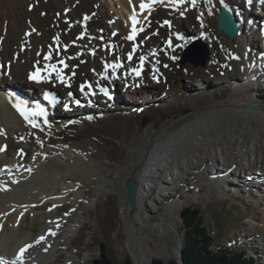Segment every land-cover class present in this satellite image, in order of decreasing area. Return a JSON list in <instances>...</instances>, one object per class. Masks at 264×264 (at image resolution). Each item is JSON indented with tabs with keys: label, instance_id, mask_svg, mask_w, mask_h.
Segmentation results:
<instances>
[{
	"label": "bare ground",
	"instance_id": "6f19581e",
	"mask_svg": "<svg viewBox=\"0 0 264 264\" xmlns=\"http://www.w3.org/2000/svg\"><path fill=\"white\" fill-rule=\"evenodd\" d=\"M140 1L117 0L118 16L123 19L120 22L106 12L110 3L104 0H0L3 15L0 16V35L4 38L0 43V70L4 65L3 75L6 64L12 63L11 74L0 78V84L22 90L31 87L40 89L41 93L51 88L65 97L66 102L70 101L65 106L58 102L56 115L37 117L35 126L26 121L22 123L7 108L2 112L1 121L7 130L0 129V148L8 144L9 149L0 153V181L4 184L0 186V255L3 259L10 258L8 264L49 262L53 254L59 252L54 239L61 235L62 227L70 228L65 237L69 239L80 224V220L72 222L71 219L79 218V206L89 189L95 193L87 201L99 208L102 217L108 221L115 210L109 231L116 236L115 242H120L122 251L129 252L138 264H151L153 256H160V250L143 253L140 246L144 238L133 237L134 224L152 222L157 224L156 231L173 237L167 225L173 219L155 216L156 209L146 199L157 181L161 178L168 181L171 171L172 176L178 169V180L186 185L187 170L198 171L200 176L195 175L192 181L199 192L209 193L217 186L222 193L227 189L254 198L264 195V186L252 175V179H239L231 172L223 182L222 177L221 181L212 179L217 171L211 172L221 154L241 171L244 168L242 159L250 154L264 163V98L251 96L244 103L228 104L230 95L239 99L237 93L249 88L264 93V84L253 81V75L241 67L243 56L247 54L245 45L255 47L253 38L244 33L234 41L229 40L215 27L214 13L220 7L219 0H195V5L191 1L179 4L176 11L165 4L155 6L150 14L156 22L147 24V30L137 41L131 42L127 39L130 25L122 11L135 7ZM226 1L245 14L246 19L243 17L242 21L245 20V25L251 17L259 16L254 8L264 6L259 0H254L252 8H247L250 3L246 0ZM199 16L203 22L198 20ZM82 21L87 25L82 26ZM203 29L213 38L212 41L208 37L201 38L209 45L210 58L205 66H196L191 59L183 64L181 59L186 47ZM122 31L126 36L121 35ZM178 32L184 35L183 41L174 39L171 47L163 46L167 37H174ZM13 40L16 43L11 45ZM215 44L219 48L213 50ZM63 45L68 46L66 51L62 50ZM91 48L96 49V55L90 54ZM155 48L160 50V58L151 56ZM48 51L53 53L52 59H45ZM75 53H79L77 58ZM129 54L134 57L133 62L128 61ZM171 54L177 57L176 61L171 60ZM141 55L148 56L150 63L161 59L169 64L168 68H162L160 83L154 81L157 72L150 65L142 78L133 77L132 68L137 66ZM117 59L126 60L124 69L114 67ZM58 60L70 63L66 71L67 77H71L69 82L64 79L60 83L58 74L54 75L56 87L53 83L38 85L27 80L29 72L37 65ZM226 63L230 72L222 75ZM107 64L112 65L107 72L111 79L103 81L117 97L125 99L126 104L115 105L101 91L94 100L103 105L102 109H88L86 112L94 117L85 118L83 108H74L69 92L78 90L86 78L96 82L100 73L106 72ZM63 74L59 72L61 77L67 78ZM122 74L130 77L125 80ZM257 77L264 81L262 76ZM128 83L141 89H126ZM239 83L242 85L237 86ZM202 97H206L205 101ZM252 101H257L258 106L250 108ZM66 105L75 112L68 111ZM135 106H143V110H134ZM128 110H131L129 114ZM63 117L65 121L51 125L52 120ZM24 152L26 157H23ZM15 163L19 168L14 170V176L3 179L2 166ZM128 180L139 183L134 215L127 198ZM170 185L166 184L162 200ZM256 200L261 202L259 198ZM48 202L58 204L51 213L60 209L65 213L54 215L51 223L42 225L40 235H46L43 243L32 247L25 259L14 260L16 256L13 255L20 245L36 239L32 232L22 234L20 230L28 212ZM19 216L21 219L17 221ZM49 228L52 234L47 233ZM176 241L174 253L178 255L183 241L180 238ZM242 242L248 245L251 259L264 264V251L260 252L248 234ZM61 257L62 253L57 254L55 260ZM70 257L65 264H76L74 256Z\"/></svg>",
	"mask_w": 264,
	"mask_h": 264
},
{
	"label": "rangeland",
	"instance_id": "374dc122",
	"mask_svg": "<svg viewBox=\"0 0 264 264\" xmlns=\"http://www.w3.org/2000/svg\"><path fill=\"white\" fill-rule=\"evenodd\" d=\"M104 1L107 3L110 2V5L107 4L106 12L110 16L114 15L112 18L123 22L118 16V4L117 6L111 8L113 6V2H111V0ZM257 14L261 15L258 12ZM0 16H3L1 9ZM153 21L155 20L151 21L150 19V24H153ZM184 21L186 20L184 19ZM123 34L124 31H122L121 35ZM124 36L126 35L124 34ZM151 36L154 37V34ZM15 43L16 41L13 40L11 45H14ZM241 47L242 46H240V48ZM217 48H219V46L215 44L213 50ZM132 49H134L133 46ZM254 79V81H256V78ZM259 83L262 85L264 84L263 81H259ZM239 85L242 84H237V86ZM161 93H163V91H161ZM237 94L240 96V98L235 99L232 95H230L228 104L234 101L244 103L246 99L251 96L264 98V93H262L261 90L254 88L240 91ZM205 98L202 97L201 100L205 101ZM243 162L244 160L242 159V163ZM187 171H189L186 172V176L188 178L187 185L184 184L183 186H180L182 183L178 181L176 186H168L167 190L165 191L167 194L165 196L166 198L164 200L161 199L158 205L154 203L151 205L155 209H160L159 212L155 214V216H167L173 219L167 224L169 226L168 230H170L169 232L173 235V237L170 235L165 237V235H162V233L156 231L155 227H157V224H153L152 222H138L132 226L131 231L134 238H144L142 241V246H140L141 251L143 253H147L149 250H154L157 252L160 250V256H157L159 258L153 256V259H162L166 262L178 260V255L174 253V250L177 245L176 240H178V238L182 239L183 241L182 250L184 244L186 243L187 234L184 229L182 211L188 206L198 207L201 209L202 220L206 225L208 232L213 237V250L226 247L231 250H237L240 253L243 252V254H246L251 258L248 253V248H246L248 245L242 242V245L238 244L240 248L233 246L235 241H240L246 234H248L249 238L254 242L256 247L260 249V252L264 251L263 203L256 200L254 196L252 197L244 193L240 194L233 190L229 191L226 189V193L219 192V188L217 186L214 187L209 193L205 191L196 192V190L193 188L194 184L192 178L195 177V175L198 176L199 172L195 170ZM248 172L250 173V171ZM86 193H88L86 198L81 201V205L79 206V218L76 217V219H71L72 222L80 220V224H78L76 230L72 233V236L69 239L65 238L67 235V230L70 228L64 226L65 228L62 227L61 235L54 239V246L59 250L57 254L59 255L62 253V257L58 260H55L57 254H53L52 259H50L49 262H44L43 264H65L68 259H71L70 255L74 256L76 259V264H85V262L86 264H94L93 260L100 255L99 244L101 242L105 243L109 258L114 264H123L126 259H130L133 264H138L135 263L132 255L129 252L122 251L123 248L120 242L116 243V236H112L109 231L112 225L111 220L115 216V210L110 213L109 217L112 219L107 221L106 218L102 217L99 213V208L94 204H89V201H87L88 199H92L95 191L89 189ZM166 202H171L172 206L167 205ZM48 205L51 206L52 202H48V204L28 212L26 221L20 229L22 234L32 232V236L36 237L38 234L42 233V225L46 222L48 216L51 217L53 214L62 215L64 213V211L60 209L56 213L51 214L48 210ZM136 211L137 210L134 209L132 214L134 215ZM146 214L148 216L149 213L146 212ZM70 225L72 226L73 223ZM257 263L262 264L259 261H257Z\"/></svg>",
	"mask_w": 264,
	"mask_h": 264
},
{
	"label": "trees",
	"instance_id": "16d2710c",
	"mask_svg": "<svg viewBox=\"0 0 264 264\" xmlns=\"http://www.w3.org/2000/svg\"><path fill=\"white\" fill-rule=\"evenodd\" d=\"M186 243L182 250L184 264H258L246 254L226 249L213 250V237L202 220V212L197 207H186L182 211ZM100 255L93 260L94 264H114L109 258L105 243L99 244ZM123 264H132L126 259ZM151 264H179L177 260L166 262L153 259Z\"/></svg>",
	"mask_w": 264,
	"mask_h": 264
},
{
	"label": "water",
	"instance_id": "95a60500",
	"mask_svg": "<svg viewBox=\"0 0 264 264\" xmlns=\"http://www.w3.org/2000/svg\"><path fill=\"white\" fill-rule=\"evenodd\" d=\"M218 21L220 30L228 35L231 40H234L238 33V24L236 23V19L230 17L227 11L223 9L218 17ZM196 45L197 43L193 44L192 47L195 48ZM257 105L258 104L256 102H251L250 108H255ZM126 190L129 203L133 209H136L138 206L139 183L135 180H128L126 183ZM177 261L179 264H184L181 252L178 254Z\"/></svg>",
	"mask_w": 264,
	"mask_h": 264
},
{
	"label": "snow or ice",
	"instance_id": "6c2138e0",
	"mask_svg": "<svg viewBox=\"0 0 264 264\" xmlns=\"http://www.w3.org/2000/svg\"><path fill=\"white\" fill-rule=\"evenodd\" d=\"M176 2H177V3H181V2H183V0H176ZM191 2H192L193 5H195V0H191ZM221 2H222V0H221ZM249 2H251V0H249ZM147 7H149L148 4H145V3H141V4H140V8H141V10H144V9L147 8ZM131 19H132V21H133V28H132V34H131L130 36L127 37V39H129V40L134 39L135 36H136V34H137V29H136V27H135V24H136L137 21H136V17H135V15H133V17H132ZM165 23H168V22L165 21ZM45 59H47V57H45ZM129 59H131V55H129ZM143 59H144V58L141 57V60H143ZM61 63H63V62H61ZM50 68H51V70H55V65H51ZM40 72H41V70H40L39 68H37L36 71L33 72V73L31 74L30 79H33V80H40V79H41ZM132 72H134L137 76L140 75V70H138V69H132ZM46 78H47V77H44V79H46ZM58 78H59V79H63V77H61V76L59 75V73H58ZM82 87H83V86H82ZM102 91H103V90H102ZM105 94L107 95V92H106V91H105ZM22 103H23V102L18 103V104H17V107H18V109L20 110L21 114L25 117V119H28L29 115H33V116H34V115H44L43 109H39V110L32 109V110H29V109L26 108V107H21V104H22ZM77 103L79 104V101H77ZM29 122L32 123V124L35 126V122H34V121L29 120ZM53 234H54V233H53ZM40 239L43 240L44 237L42 236ZM28 247H31V245H25V247H23V248H21V249L19 250V252H18V254H17V257H16L17 260H22V257H23V255H24V253H25V251H26V249H27Z\"/></svg>",
	"mask_w": 264,
	"mask_h": 264
}]
</instances>
